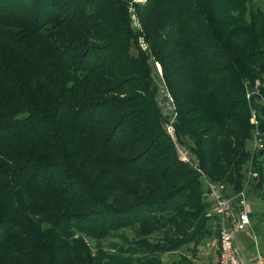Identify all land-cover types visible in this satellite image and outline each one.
I'll use <instances>...</instances> for the list:
<instances>
[{
	"label": "trees",
	"instance_id": "trees-1",
	"mask_svg": "<svg viewBox=\"0 0 264 264\" xmlns=\"http://www.w3.org/2000/svg\"><path fill=\"white\" fill-rule=\"evenodd\" d=\"M156 64L202 174L176 157ZM263 84L253 0H0V264H161L203 244L201 175L239 191L251 164L264 199ZM125 228L110 253L85 241Z\"/></svg>",
	"mask_w": 264,
	"mask_h": 264
},
{
	"label": "built area",
	"instance_id": "built-area-1",
	"mask_svg": "<svg viewBox=\"0 0 264 264\" xmlns=\"http://www.w3.org/2000/svg\"><path fill=\"white\" fill-rule=\"evenodd\" d=\"M133 19L135 18L133 17ZM134 24L135 26L137 25L136 22ZM138 45L142 51L148 50V44L143 36L138 37ZM158 73L162 81L160 66ZM162 84L164 87L163 81ZM159 92L161 97L166 100L163 105V113L170 120V124L166 126V133L173 143L177 159L182 164L202 174L190 151L177 140L172 125L174 115L171 107L173 101L171 96L166 94L165 87L164 90H159ZM251 113V123L255 125V128L252 138L249 140L247 151L253 154L262 148V139L256 127L257 121L254 110ZM244 167V180L239 191H234L229 184L213 182L201 175L208 204L205 219L209 237L206 240L205 255L212 264H264V254L258 253L256 256L245 260L237 246L238 238L252 228V221L247 209L248 192L251 188V183L259 180V175L251 164H247Z\"/></svg>",
	"mask_w": 264,
	"mask_h": 264
},
{
	"label": "rangeland",
	"instance_id": "rangeland-1",
	"mask_svg": "<svg viewBox=\"0 0 264 264\" xmlns=\"http://www.w3.org/2000/svg\"><path fill=\"white\" fill-rule=\"evenodd\" d=\"M255 7L264 10V0H253ZM158 65L153 66V75L155 76L159 90H164L160 74L158 73ZM264 85V84H263ZM261 104L264 105V100H261ZM249 141L246 144L248 150ZM245 167H243L244 169ZM247 209L250 214L252 221V228L249 232L243 233L237 241V246L240 254L245 260L256 256L258 253L264 254V199L258 196L256 193L251 192L247 201ZM155 234L149 238L152 240ZM134 238V232L132 228H125L113 232L110 236L104 238L98 243L88 237H85V241L90 246L92 252H95L99 247L104 252L110 253L113 246L121 247L124 245V240L131 241ZM206 241L197 246L193 247V244L183 246L173 254H164L160 256L161 264H172L179 260L181 257H186L189 260H193L196 264H212L211 261L206 257L205 253ZM126 246V245H125ZM124 246V247H125Z\"/></svg>",
	"mask_w": 264,
	"mask_h": 264
}]
</instances>
